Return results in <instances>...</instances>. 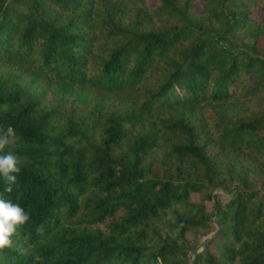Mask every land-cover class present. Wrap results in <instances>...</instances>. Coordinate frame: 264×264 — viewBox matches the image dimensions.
Listing matches in <instances>:
<instances>
[{
    "label": "trees",
    "instance_id": "trees-1",
    "mask_svg": "<svg viewBox=\"0 0 264 264\" xmlns=\"http://www.w3.org/2000/svg\"><path fill=\"white\" fill-rule=\"evenodd\" d=\"M153 1L0 0V264H264V0Z\"/></svg>",
    "mask_w": 264,
    "mask_h": 264
},
{
    "label": "clouds",
    "instance_id": "clouds-1",
    "mask_svg": "<svg viewBox=\"0 0 264 264\" xmlns=\"http://www.w3.org/2000/svg\"><path fill=\"white\" fill-rule=\"evenodd\" d=\"M18 139L15 129L11 126L0 127V179L4 181V192L11 193L17 185V176L21 172L22 159L13 151H5ZM30 220V215L18 203L5 199L0 193V252L13 247V237L18 229ZM38 233L44 232V225L37 227ZM179 229H177L178 231Z\"/></svg>",
    "mask_w": 264,
    "mask_h": 264
},
{
    "label": "rangeland",
    "instance_id": "rangeland-1",
    "mask_svg": "<svg viewBox=\"0 0 264 264\" xmlns=\"http://www.w3.org/2000/svg\"><path fill=\"white\" fill-rule=\"evenodd\" d=\"M151 4H154L155 2L153 0H149ZM193 9L197 12H199V4L195 5ZM202 108L194 114H201L202 118L204 119H210L212 116H216L217 114H221L222 112H228L227 114H240V116H246L248 115V109H240L234 106L230 107H217L213 105H205L201 106ZM178 117L187 116V110H180L176 112ZM196 116V115H195ZM153 158V157H152ZM226 180L225 182H222L221 179L215 180V184L212 189V193L218 196H221L224 200L229 199L231 194L235 191V188H245L246 190L251 189V186L248 184L247 181H243L244 175H235L234 178ZM261 181H259L258 188H261ZM255 190V188L253 187ZM208 206L210 207L211 204L209 203ZM201 241H204L210 237L213 236V232L205 233L201 231ZM189 239L192 241V237L190 236ZM188 257L191 259L192 255L191 253H188Z\"/></svg>",
    "mask_w": 264,
    "mask_h": 264
}]
</instances>
